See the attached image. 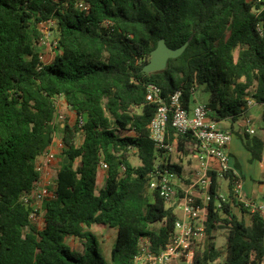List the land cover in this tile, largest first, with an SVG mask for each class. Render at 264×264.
I'll list each match as a JSON object with an SVG mask.
<instances>
[{
	"label": "trees",
	"instance_id": "obj_1",
	"mask_svg": "<svg viewBox=\"0 0 264 264\" xmlns=\"http://www.w3.org/2000/svg\"><path fill=\"white\" fill-rule=\"evenodd\" d=\"M80 1L0 0V264H135L142 237L154 252L169 240L178 217L151 189V174L169 169L182 178L183 168L172 159L159 162L162 152L150 138L158 110L147 101L150 84L166 102L180 91L189 111L203 87L219 123L238 121L251 99L264 105V0H83L88 10ZM45 23L57 43L48 64L41 60ZM190 38L165 70L144 72L161 39L177 49ZM59 99L76 114L74 123H57ZM58 133L68 162L43 201L39 229L23 197L40 180L37 160ZM166 142L178 154L196 152L194 137H176L172 120ZM244 145L262 160L261 139L248 133ZM133 151L139 165L131 162ZM210 175L204 247L195 264L223 257L225 264H262L264 216L256 212L250 223L239 217L237 210H246L233 171ZM222 179L229 180L223 198ZM95 228L117 233L110 262ZM222 230L225 249L217 245Z\"/></svg>",
	"mask_w": 264,
	"mask_h": 264
},
{
	"label": "built area",
	"instance_id": "obj_2",
	"mask_svg": "<svg viewBox=\"0 0 264 264\" xmlns=\"http://www.w3.org/2000/svg\"><path fill=\"white\" fill-rule=\"evenodd\" d=\"M79 7L83 10L89 9L83 0L79 2ZM45 24L49 26V24ZM109 24L106 22L104 25L109 27ZM44 34L42 41L46 49L41 55V60L44 64H48L57 55V43L54 42L55 50L52 53L53 46L48 40L50 33L44 32ZM194 97L196 98L195 94ZM181 98L182 93L176 91L166 102L161 96L159 86L150 84L147 89V101L158 104L157 113L150 123L149 129L151 140L156 148L162 152L159 162L163 163L172 159V154L176 153L174 144L166 142L168 124L172 120L176 137L182 135L194 137L198 163L193 170V179L189 185H185L182 178L169 169H157L151 174V189L160 192L166 207L172 209L178 219L169 240L159 248L158 252L153 251L149 237L140 239L135 264H195L196 255L204 247L208 213L206 206L211 199L212 179L210 173L216 172L222 178L228 172L233 171L230 166L228 151L232 134L211 118V110L206 104L196 103L194 109L189 111L184 107ZM252 103L253 101H249L248 106ZM247 123L252 125L250 119L247 120ZM248 133L255 134L254 128H249ZM45 159L44 165L38 161L36 164V168L41 174L40 180L35 184L32 192L23 197L24 202L32 208L30 216L32 222L41 219L43 226L42 205L46 197L52 196L51 188L48 186L50 184L48 178L52 175L54 156L48 152L45 154ZM171 162L173 163L172 160ZM57 170H55V177ZM233 173L236 177L235 193L240 204L250 213L251 217L256 212H260L264 216V203L255 204L243 200L242 181L235 172ZM222 191L221 197L223 198L225 193L224 190Z\"/></svg>",
	"mask_w": 264,
	"mask_h": 264
},
{
	"label": "crops",
	"instance_id": "obj_3",
	"mask_svg": "<svg viewBox=\"0 0 264 264\" xmlns=\"http://www.w3.org/2000/svg\"><path fill=\"white\" fill-rule=\"evenodd\" d=\"M62 101L64 100L62 99ZM249 101H253V103L248 107L246 114L238 121L232 122L230 120H225L220 122V125L224 130L229 131L232 134V140L228 146L230 166L233 172H235L242 181L243 200L253 202L255 204H263L264 198L259 202H257L256 199L258 198L259 192L264 195V184L261 183L264 175V154L262 160L253 159L251 152L248 151L244 145V137L248 134L249 128H254L255 134H251V136L258 137L264 142V105L258 104L253 99ZM65 105L67 104L65 103ZM72 113L74 112L72 111ZM248 119L252 121L251 126L247 123ZM54 144L55 143L48 148L46 153H53ZM45 154L39 157L37 161H43V159H45ZM197 163L198 159L196 152H190L188 155H183L181 162L178 164L183 168L182 181L185 185H189L192 182L193 170L195 169ZM221 188L224 191L228 190V179H222ZM237 211L238 213L239 211L243 213L241 209H238ZM243 214H245V216L249 219L248 223H250L252 221L250 213L246 210ZM113 244L106 253L108 257H110Z\"/></svg>",
	"mask_w": 264,
	"mask_h": 264
},
{
	"label": "rangeland",
	"instance_id": "obj_4",
	"mask_svg": "<svg viewBox=\"0 0 264 264\" xmlns=\"http://www.w3.org/2000/svg\"><path fill=\"white\" fill-rule=\"evenodd\" d=\"M41 27L43 28L45 33H47V32L50 33L48 40H49L50 45L53 46L55 40H54V33L50 29L51 26L43 24ZM54 50H55V47L53 46L52 49H51L52 53H53ZM51 51H50V53H51ZM196 100H197L198 103L207 104V103L210 102V94L207 93L203 87L198 88L196 90ZM58 105H59V115L56 118L57 123H61L64 120H68V121H71V122L74 123L77 120V116L74 113H72L71 109H69L67 107V105H65V103H64V101H62V99L58 100ZM193 105L195 106L196 103H194ZM60 116H63V118H60ZM61 138H62V134L58 133L56 135V138H55V141H54L55 144H54V150H53V153H52L53 156H54L52 164L54 166L52 167L53 171H51L52 175L48 178V180L50 181V184L48 185L49 188H52L54 186V184H55V178H56L55 177V170L60 168V166L62 164L68 162V159L63 157L60 154V150H61V147H62ZM82 140H83V137L80 135L79 138H78V143L79 144L82 143ZM182 157H183V154H178V153L177 154L176 153L172 154L173 163L179 164L181 162V160H182ZM130 159H131V162L134 165H139L140 164V160L138 159V157H137V155H136V153L134 151L131 153ZM45 160L46 159H43V161H41L39 163L44 165L45 162H46ZM105 175H106V169H104L101 172L100 181H99L100 186L102 185V183H103V181L105 179ZM261 181H262L261 183L264 184V175H263ZM263 198H264L263 193L259 192L258 198L256 199V201L259 202V201L263 200ZM238 215H239V217L244 218L248 222L249 219L245 216V214H243L242 212L239 211ZM34 223L39 228H42V226H43V221L41 219L35 221ZM155 227H157V226H155ZM94 231L99 236L100 240L102 241V249L100 251H101L104 259L107 262H110V257H108L106 255V253L109 251L111 245L114 243V241L116 239V231L115 230H109V229H107V230L106 229H100V228H95ZM67 242L70 243V244H73L72 239H70V238L67 239ZM217 245L221 249H225L226 248V235H225V231L224 230H222V231H220L218 233ZM217 264H225L224 257L221 260H219Z\"/></svg>",
	"mask_w": 264,
	"mask_h": 264
},
{
	"label": "water",
	"instance_id": "obj_5",
	"mask_svg": "<svg viewBox=\"0 0 264 264\" xmlns=\"http://www.w3.org/2000/svg\"><path fill=\"white\" fill-rule=\"evenodd\" d=\"M191 40L192 38L181 47L173 49L167 45L165 39H161L158 42L157 47L151 52V58L143 68L144 72L152 74L165 70L168 66L169 60L180 57L190 44Z\"/></svg>",
	"mask_w": 264,
	"mask_h": 264
}]
</instances>
